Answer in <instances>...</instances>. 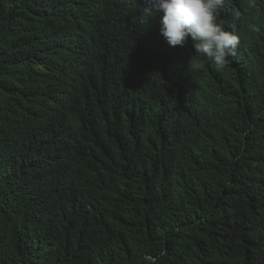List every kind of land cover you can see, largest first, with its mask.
Segmentation results:
<instances>
[{
	"label": "trees",
	"instance_id": "16d2710c",
	"mask_svg": "<svg viewBox=\"0 0 264 264\" xmlns=\"http://www.w3.org/2000/svg\"><path fill=\"white\" fill-rule=\"evenodd\" d=\"M148 6L0 0V264H264V0L222 67Z\"/></svg>",
	"mask_w": 264,
	"mask_h": 264
},
{
	"label": "clouds",
	"instance_id": "9594fccd",
	"mask_svg": "<svg viewBox=\"0 0 264 264\" xmlns=\"http://www.w3.org/2000/svg\"><path fill=\"white\" fill-rule=\"evenodd\" d=\"M148 5L144 13L159 14V31L169 46L184 47L190 37L194 53L221 67L236 54L238 36L218 21L224 0H148ZM188 66L202 64L190 59Z\"/></svg>",
	"mask_w": 264,
	"mask_h": 264
}]
</instances>
